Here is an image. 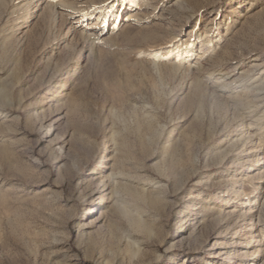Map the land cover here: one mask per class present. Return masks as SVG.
I'll use <instances>...</instances> for the list:
<instances>
[{
	"label": "rangeland",
	"instance_id": "rangeland-1",
	"mask_svg": "<svg viewBox=\"0 0 264 264\" xmlns=\"http://www.w3.org/2000/svg\"><path fill=\"white\" fill-rule=\"evenodd\" d=\"M0 264H264V0H0Z\"/></svg>",
	"mask_w": 264,
	"mask_h": 264
},
{
	"label": "bare ground",
	"instance_id": "bare-ground-1",
	"mask_svg": "<svg viewBox=\"0 0 264 264\" xmlns=\"http://www.w3.org/2000/svg\"><path fill=\"white\" fill-rule=\"evenodd\" d=\"M145 2V1H144ZM62 5V4H61ZM60 5V6H61ZM133 15V14H132ZM129 20H132V16L131 15H129V17L127 18V21H129ZM91 35V34H90ZM202 47V46H201ZM187 53V52H186Z\"/></svg>",
	"mask_w": 264,
	"mask_h": 264
}]
</instances>
